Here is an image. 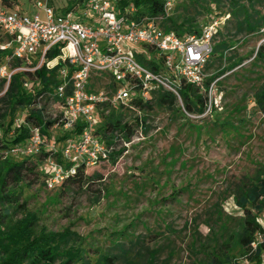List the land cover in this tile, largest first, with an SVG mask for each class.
Returning a JSON list of instances; mask_svg holds the SVG:
<instances>
[{
    "label": "rangeland",
    "instance_id": "rangeland-1",
    "mask_svg": "<svg viewBox=\"0 0 264 264\" xmlns=\"http://www.w3.org/2000/svg\"><path fill=\"white\" fill-rule=\"evenodd\" d=\"M66 2L53 0L52 6L62 13ZM82 2L72 16L81 11ZM19 4L25 13L38 12L43 18L30 0ZM242 5L247 6V0H176L170 14L177 24L199 31L218 19L214 46L223 39L229 43L221 60L214 53L207 63L212 68L205 71L206 77L221 74L212 81L215 90L204 95L201 113L187 112L181 98L172 110L155 100L152 110L120 107L118 112L132 125L134 136L122 144L116 163L86 168L92 179L83 187L60 183L49 187L45 163L36 164L34 157L32 172H26L19 184L8 185L19 200L0 204V213L9 209L4 223L33 212L37 230H69L81 238L69 245L85 249L90 264L104 255L115 256L114 264H200L230 235L239 233L244 215L233 192L264 164V101L259 103L257 96L264 94V59H255L257 48L264 44V24L252 33L237 32L232 13ZM253 9L264 17V0H254ZM137 48L149 59L144 48ZM3 64L5 58L0 59ZM230 64L235 65L224 72ZM6 108L5 98H0V112ZM13 115H20L19 107ZM51 132L58 137L64 131ZM0 138L10 140L8 129H0ZM48 145L44 139L43 148ZM56 145L62 147L64 142Z\"/></svg>",
    "mask_w": 264,
    "mask_h": 264
},
{
    "label": "built area",
    "instance_id": "built-area-1",
    "mask_svg": "<svg viewBox=\"0 0 264 264\" xmlns=\"http://www.w3.org/2000/svg\"><path fill=\"white\" fill-rule=\"evenodd\" d=\"M52 1L30 0L42 18L38 12L25 13L19 4L7 8L0 0V36L5 37L0 49H11L5 57L7 64L0 65V80H5L0 98L12 74L18 72L25 73L22 87L31 95L30 103L12 120L16 133L28 126L29 135L3 152L26 157L39 151L45 139L40 132L42 125L24 118L32 109L40 111L42 124L50 121L52 129L80 128L78 134L65 138L61 150V159L71 163L68 169L54 157L46 159L45 166L51 174L49 187L60 183L65 173L73 172L77 162L107 159V147L95 133L97 117L102 112L132 107L135 99L146 101L150 92L159 87L180 99L181 81L202 86L207 75L205 67L214 53L213 38L221 24L216 19L200 33L183 36L166 31L160 22L170 16L176 0H163L161 14L141 18L134 16L136 8L131 1L88 0V8L75 17L73 11L56 12ZM88 10L92 14L87 15ZM137 47L144 48L149 59ZM153 63L158 65L155 70L151 68ZM42 67L56 69L57 81L47 87L39 84L34 75ZM211 90H215V82L207 89ZM257 222L260 230L251 247L254 250L263 244L264 259V214Z\"/></svg>",
    "mask_w": 264,
    "mask_h": 264
},
{
    "label": "trees",
    "instance_id": "trees-1",
    "mask_svg": "<svg viewBox=\"0 0 264 264\" xmlns=\"http://www.w3.org/2000/svg\"><path fill=\"white\" fill-rule=\"evenodd\" d=\"M127 1H131L135 5L134 16L136 18L155 16L163 11V0H123V3ZM81 2L83 7L79 12L80 14L78 13L81 16L82 10L84 11V9L88 8V0H67L62 13L75 11V7ZM19 3L20 0H4L5 7L10 9L15 8ZM247 4V6L242 5L232 13L237 21V32L246 31V33H252L264 24V17L261 16L259 11L253 9L254 0H247ZM160 25L166 31H174L178 36H183L184 31L189 34L200 33L196 27H184L181 23L177 24L172 16L166 17L160 22ZM0 38H2V40L0 39V42H2L5 37L0 36ZM228 47L229 43L224 39L214 46V53H219L218 60L222 59V52ZM10 53L11 49H0V59H4ZM255 59H264V44L257 48ZM234 65L230 64L222 70L224 72L231 70ZM151 68L155 70L158 65L153 63ZM211 68L212 65L207 64L205 71ZM55 73L56 69L47 70L42 67L36 70L34 75L38 78L39 84L47 87L57 81ZM220 74V71H218L209 77H205L202 86L190 85L181 81L178 93L187 112L201 113L204 110L206 100L203 97L210 83ZM24 76L25 73L21 72L12 74L8 88L2 97L7 102V108L4 112H0V129H8L11 138L5 142L0 138V150L2 151L0 158L3 159L0 162V204L18 202L19 198L8 189V185L10 183L19 184L23 181L26 172H32L35 163H32L31 159L34 157L37 158L36 164L42 161L46 163L47 158L54 157L57 162L64 165L65 170L68 169L71 163L61 159V150L64 145L58 147L56 141L64 142L69 134H78L80 132V128L77 127L74 130L64 131L60 136L56 137L51 132V122L46 121L45 124H42L40 111L32 109L24 118L33 124L42 125L40 132L50 145H48L47 149H44L43 142L37 153L26 157L15 156L10 153L5 154L3 151L9 150L13 145L21 144L29 135L28 126H23L18 130V133L14 131L15 128L12 126L15 108L19 107V109H22L31 100V95L22 87ZM2 81L4 82L5 80ZM257 96L258 102L262 103L264 94H261V97ZM177 99L173 92L159 87L150 92L146 101L135 99L132 103L134 107L140 110H152L153 105L151 102L155 100L156 105L172 110L177 105ZM119 109L120 107H116L107 114L102 112L95 129L96 134L99 130L101 132V134L97 135L100 136L102 143L107 147V159L98 158L92 163L83 161L75 163L73 172L65 173L59 185L63 187L66 184H78L83 187L85 181L92 179L91 176L85 173L86 168L94 167L104 162L116 163V160L124 150L123 145L127 144V142L129 143L132 136H134L132 125L123 120L122 113L118 112ZM44 170L45 174L51 176L47 167ZM233 199L244 215L241 231L234 234V237L230 235L219 247H215L209 255L199 260L200 264H242L241 258H244L248 263L264 264V259L261 256L263 244L257 245L254 250L251 247L255 233L260 230L257 218L264 214V164L259 166L254 175L244 177L239 182L233 192ZM22 206L24 207L23 204ZM8 213L9 209H3V213H0V264H90L89 259L88 261L85 260V249H80L76 245H69L71 242L82 240L75 233L69 230L61 233L37 230V216L33 212H26L24 216L12 224L4 223L9 215ZM154 255L155 252H153L151 259L154 258ZM115 258L112 255H104L98 257L93 264H114Z\"/></svg>",
    "mask_w": 264,
    "mask_h": 264
}]
</instances>
